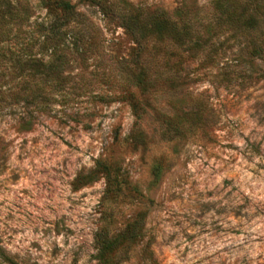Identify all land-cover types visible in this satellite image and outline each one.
I'll list each match as a JSON object with an SVG mask.
<instances>
[{
    "label": "rangeland",
    "instance_id": "374dc122",
    "mask_svg": "<svg viewBox=\"0 0 264 264\" xmlns=\"http://www.w3.org/2000/svg\"><path fill=\"white\" fill-rule=\"evenodd\" d=\"M125 1L186 22L199 43L191 51L150 44L155 87L133 141L135 119L117 96L134 69V44L116 20L70 0L91 25L90 50L71 58L55 101L0 98V264H97L99 227L108 222L115 233L138 216L142 243L113 264H264V27L250 41L221 27L215 2L240 8L243 0ZM8 2L21 9L25 43L45 12L37 0ZM12 27L6 21L2 37L11 48ZM253 45L263 53L251 54ZM7 54L0 72L11 71ZM101 159L129 187L104 206L103 177L88 179Z\"/></svg>",
    "mask_w": 264,
    "mask_h": 264
},
{
    "label": "trees",
    "instance_id": "16d2710c",
    "mask_svg": "<svg viewBox=\"0 0 264 264\" xmlns=\"http://www.w3.org/2000/svg\"><path fill=\"white\" fill-rule=\"evenodd\" d=\"M81 1L96 7L104 17L116 20L134 44V69L126 74L125 84L117 97L127 103L135 119L131 138L136 141L138 121L146 113L147 98L155 87V80L147 70L150 62L146 61V57L152 58L150 44L155 40H166L172 46L191 51L199 43V34L186 22H178L158 8L145 11L125 0ZM251 2L252 0H243L241 7L236 8L217 1L214 6L215 18L221 27L250 41V36L264 27V6L256 4L252 7ZM36 5L44 10L45 14L39 22L35 20L31 23L26 32V42L23 43L19 41L23 22L21 9L11 5L8 0H0V59L6 58L9 52L11 66L9 73L0 72V81L8 77L17 84L14 89H0V98L2 101L8 99V106L19 103L24 106L50 105L68 80L71 58L86 54L90 50V35L87 29L91 25L87 24L85 15L79 12L70 0H37ZM25 11L27 18L31 19L32 9L27 7ZM177 11V15H180V9ZM6 21L12 23L10 32L14 28L13 48L5 46L2 42ZM259 34L264 37V31ZM250 52L258 56L263 50L253 45ZM46 87L50 88L47 90ZM92 174H100L105 182L102 206L106 205L108 200H114L122 192L129 190L128 182L120 168L107 159L95 162L88 176L89 180ZM81 180L82 178L77 179ZM143 221V216L135 217L115 233H110L108 222H104L94 236L96 263L113 264L114 254H125L130 247L142 243Z\"/></svg>",
    "mask_w": 264,
    "mask_h": 264
}]
</instances>
